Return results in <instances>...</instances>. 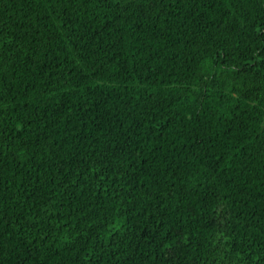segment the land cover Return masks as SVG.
<instances>
[{
	"label": "trees",
	"instance_id": "obj_1",
	"mask_svg": "<svg viewBox=\"0 0 264 264\" xmlns=\"http://www.w3.org/2000/svg\"><path fill=\"white\" fill-rule=\"evenodd\" d=\"M0 264H264V0H0Z\"/></svg>",
	"mask_w": 264,
	"mask_h": 264
}]
</instances>
